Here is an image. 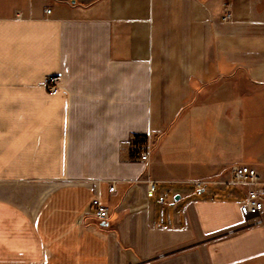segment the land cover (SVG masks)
Here are the masks:
<instances>
[{
  "label": "crops",
  "instance_id": "obj_1",
  "mask_svg": "<svg viewBox=\"0 0 264 264\" xmlns=\"http://www.w3.org/2000/svg\"><path fill=\"white\" fill-rule=\"evenodd\" d=\"M236 166L264 175V0H0V264H264Z\"/></svg>",
  "mask_w": 264,
  "mask_h": 264
},
{
  "label": "built area",
  "instance_id": "obj_2",
  "mask_svg": "<svg viewBox=\"0 0 264 264\" xmlns=\"http://www.w3.org/2000/svg\"><path fill=\"white\" fill-rule=\"evenodd\" d=\"M48 14H51V10H47ZM231 13L226 10L225 21L231 19ZM60 81L59 76H52L48 80V88L50 92H56L58 90V84ZM152 136L147 135L144 137H135L133 140V148L137 151H141V161L149 163L152 155ZM232 179L223 184L235 187L245 188L247 190L246 198L241 204L240 212L245 219L250 220L253 223H261V216L264 214V175L250 166H241L232 168ZM209 182L199 181L195 185L198 189H203ZM115 191V185L111 186L110 192ZM156 192V183L154 181L148 182L149 198L154 197ZM91 210L87 212V216L84 218H91L94 224L103 226V224L109 223L111 220L112 210L110 207L104 205L100 199L93 200L91 204Z\"/></svg>",
  "mask_w": 264,
  "mask_h": 264
}]
</instances>
